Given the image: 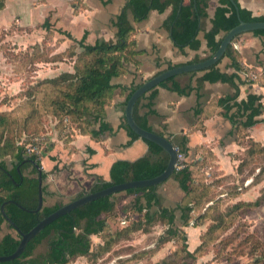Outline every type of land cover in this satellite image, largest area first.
I'll use <instances>...</instances> for the list:
<instances>
[{
  "label": "trees",
  "instance_id": "1",
  "mask_svg": "<svg viewBox=\"0 0 264 264\" xmlns=\"http://www.w3.org/2000/svg\"><path fill=\"white\" fill-rule=\"evenodd\" d=\"M6 1L0 0V11L5 8ZM233 1L236 3L238 10L231 0H220V6L216 9L212 22V30L206 34L211 55L217 51L222 41H217L216 37L220 33L226 35L239 25L240 20L249 23L264 22V16L255 17L250 11L242 9L238 4V0ZM208 2L209 0H191L186 5L184 0H127V4L122 13L114 22V27L118 31L116 41H103L97 42L95 45H86L85 39L77 41L70 33L61 30L57 31L60 35L74 42L79 49L74 55L71 54L72 59L75 58L73 73L64 74L60 79H44L38 82V86L42 87L41 94L44 102L48 103V95L51 96V92L49 93L47 90L51 89L55 96L51 103L57 115L62 117L60 122H62L61 125L63 127L60 137H63L67 143L69 141L67 137L74 132L81 135H90L94 139H100L105 132L110 131V127L104 122V119L105 106L113 90L112 80L127 73V66L129 64H134L138 69V62L136 61L138 52L136 51V42L134 39L135 29L129 21L130 13L134 15L136 21H142L152 11L164 13L168 8H172V15L164 23V28L172 34L174 42L182 50L187 47L192 50H199L201 44L197 36L201 30L200 24L205 20L207 15ZM77 3V1H72V5L75 8L74 14H78V9L75 6ZM52 27L50 19H46L42 25V28L47 32L53 31ZM253 34L264 36V31H256ZM237 39L228 47L223 58H229L232 61V67L236 70V74L229 75L220 72L218 69V65L222 62L220 61L217 65L204 71L205 75L199 80V87L206 81L211 83L223 82L235 87L236 93L231 97L220 99L219 104L226 112L234 106L238 107L239 116L245 118V121L238 124V127L244 131L262 122L258 121L257 118L264 115V104L262 103L261 96L252 94L248 95L247 100H243L240 103L237 102L240 97L239 85L242 84V78L238 73L247 76L246 85H260L264 87V72L258 73L254 69L242 66L240 57L234 49V44H236ZM203 61L205 60L195 58L187 65L197 64ZM166 66V69L160 71L155 77L168 70L184 65L166 63ZM191 75H196V73H191ZM175 80L176 77L169 79L161 86H167L175 82ZM141 85L142 83L133 85L127 90L128 100ZM174 87L179 92L182 91L177 88L179 86ZM44 88H46L45 94L42 91ZM182 93H186V91ZM154 94L155 90L151 91L149 95L151 100ZM145 98H147V95L138 101L134 110V118L141 128L153 132L148 126L147 115L144 117L140 116V108ZM5 122V119L0 117V126ZM71 124L73 127L70 128ZM96 125H99L98 131L94 130V126ZM122 127L131 138L129 146L137 140H142L130 130L125 118ZM244 132L239 133L241 141L249 136L248 133L245 134ZM142 141L148 147V151L144 157L134 162L117 161L111 168L110 181L100 184L99 181L101 179H98L97 183L88 193H95L122 183L152 179L162 174L169 164L170 157L168 153L154 143L146 140ZM251 143L260 146L264 150V147L259 143L253 140L248 141V144ZM185 145L186 142L184 141V145H182L184 155L187 153ZM249 150V153H253L251 148ZM6 157H10V169L8 161L4 160ZM41 158L42 156L39 155L27 157L24 153V148L20 146L16 147L13 145L12 147H6V145H0V229L6 225L9 230L16 234V236L8 234L2 238L0 241V256L13 254L21 239L13 227L9 226L2 216L1 206L5 202L13 200L24 206L27 210L35 211L37 209L38 172L31 164L24 162L26 160H34L40 164ZM19 168L22 172V177L18 173ZM207 168H211L210 164H208V159L198 160L196 163L191 164L185 161L182 169H176L173 179L185 193V199L182 205L176 210H156L159 207L161 199L156 192L158 187L129 190L125 194H142L134 203L139 214L138 219L128 221L126 218L122 222L124 225L123 229L112 233L110 231L109 221L114 216L113 212L117 204L115 196L106 197L80 207L69 215L53 222L30 241L25 252L19 259L0 264H71L78 258L99 259L109 253L115 246V242L111 243V241H117L125 235H131L139 231L146 233V226L153 225L158 220L165 221L168 227L164 234L165 236L160 239L161 243H167L171 239L180 237V235H183V239L186 240V235L176 225V212H181L179 222L182 224V227H188L198 205L196 191L199 187L203 189L206 183L205 172ZM27 169H32V175L23 176V173ZM4 170L8 171L15 182ZM43 178H46L45 174H43ZM84 195L85 192H81L75 199L81 198ZM63 205V203H57L51 207L43 206L39 212L34 213L23 211L14 204H7L5 212L20 230L28 233L40 221L57 211ZM196 224L192 225L195 227ZM94 238L102 239V243L95 245ZM44 242H47L48 245L47 252L36 255L37 248ZM199 251L200 247L194 252L187 251V255L189 257H195Z\"/></svg>",
  "mask_w": 264,
  "mask_h": 264
},
{
  "label": "crops",
  "instance_id": "2",
  "mask_svg": "<svg viewBox=\"0 0 264 264\" xmlns=\"http://www.w3.org/2000/svg\"><path fill=\"white\" fill-rule=\"evenodd\" d=\"M72 1L78 2L75 4L78 14H74ZM190 1L184 0V3L187 5ZM24 2H28L23 9L30 14V20L39 12L41 20L36 22L44 23L46 19H50L60 38L65 37L57 32L59 30L70 33L77 41L85 39L86 45L116 41L118 31L114 22L127 4V0ZM238 4L255 17L264 16V0H238ZM208 5L206 18L200 24L201 30L197 36L201 44L199 50L188 47L182 50L174 42L172 34L164 28V23L172 15V8L164 13L152 11L142 21H136L134 15L129 14V21L135 29L138 69L134 64H129L127 73L112 80L113 90L105 106L104 119L110 131L105 132L100 139L77 132L67 137V143L60 136L53 139L40 160L43 174L46 175L43 182L44 206L61 203V200L79 194L82 188L91 189L98 179H101L100 184L110 181L111 168L117 161L134 162L146 155L147 145L142 140H137L129 146L131 138L122 127L128 100L127 90L133 85L154 78L166 69V63L185 66L195 58L206 60L211 56L206 34L212 30L220 0H209ZM253 33L241 35L237 39L239 49L236 52L242 66L263 73L264 36ZM224 36V33H220L216 40L221 41ZM218 69L229 75L236 74L229 58L223 59ZM204 75L205 72H199L196 75L178 76L175 82L156 88L152 100L149 97L151 92L148 93L140 108V116L147 115L148 126L153 132L169 139L181 152L182 145L186 142V163H196L212 157L219 170L229 173L233 170L231 155L242 150L239 133L245 131L249 135L248 139L253 138L264 143V115L257 118L262 121L260 124L243 131L238 124L244 122L245 118L239 116L238 107L234 106L226 112L219 104L220 99L233 96L236 88L223 82L208 81L199 87V80ZM238 75L242 78V84L239 85L240 97L237 102L247 100L248 95L252 94L261 96L264 104V87L246 85L245 75ZM174 86H179L177 88L182 91L179 92ZM183 91L186 93H182ZM94 130L98 131L99 125L94 126ZM8 163L10 169L11 161ZM213 167L214 165L212 169ZM23 174L32 175V169H27ZM156 192L161 198L156 210H176L185 199V193L173 178L159 186ZM180 218L181 212L177 211L176 221H180ZM3 231L4 226L0 229V232ZM8 234H11L10 231L5 230L0 241Z\"/></svg>",
  "mask_w": 264,
  "mask_h": 264
},
{
  "label": "rangeland",
  "instance_id": "3",
  "mask_svg": "<svg viewBox=\"0 0 264 264\" xmlns=\"http://www.w3.org/2000/svg\"><path fill=\"white\" fill-rule=\"evenodd\" d=\"M27 3L7 0L0 11V117L6 121L0 126V145L23 147L29 157L43 156L63 127L62 117L51 103L55 97L52 90H47L51 96L48 103L44 102L38 82L73 73L75 58L71 54L79 49L74 42L60 38L55 25L51 32L44 30L43 23L36 22L41 20L39 12L30 20L23 9ZM250 140L264 147L263 142L253 138L239 142L242 150L231 155L233 170L229 173L219 170L209 157L211 168L205 173L210 175L205 174L207 184L196 191L198 205L191 223L188 227L176 223L186 240L180 235L161 243L168 227L158 220L146 226V233L139 231L111 241L115 246L101 258H78L71 264H264V150L248 144ZM250 148L253 153H249ZM4 160L10 161V157ZM90 190L82 188L78 193ZM77 195L61 203L65 205ZM136 197L125 193L115 196L117 207L109 221L112 233L123 229L126 218L138 219ZM5 230L16 236L6 225ZM93 241L95 245L102 243V239ZM198 247L195 257L187 255V251L194 252ZM47 250L44 242L35 253Z\"/></svg>",
  "mask_w": 264,
  "mask_h": 264
},
{
  "label": "water",
  "instance_id": "4",
  "mask_svg": "<svg viewBox=\"0 0 264 264\" xmlns=\"http://www.w3.org/2000/svg\"><path fill=\"white\" fill-rule=\"evenodd\" d=\"M233 5L237 8L236 3L231 0ZM256 31H264V22H244L240 20L239 25L229 31L223 38L220 43L219 48L217 51L211 55L208 59L201 63L192 64V65H185L177 68H173L164 72L163 74L151 78L142 83V85L130 96L129 100L126 103L125 107V119L127 126L130 130L135 133L140 139L146 140L148 142L154 143L160 148H162L165 152L168 153L170 160L167 168L164 170L162 174L159 176L141 180V181H132L127 183H122L118 185L111 186L109 188L103 189L101 191L95 193H86L83 197L77 198L59 208L57 211L40 221L30 232L24 233L20 228L7 216L5 212V207L7 204H14L19 207L21 210L26 212H39L44 206V196H43V171L40 164L35 162L34 160H26L24 163L31 164L38 172V207L35 211L27 210L24 206L20 205L16 201L10 200L5 202L1 206V214L6 220L7 224L16 231V233L21 237L19 245L16 251L9 255V256H0V263L5 262H12L17 260L21 257V255L25 252L28 244L32 241L37 235H39L46 227L51 225L53 222L59 220L60 218L69 215L71 212L75 211L76 209L98 201L100 199L106 197L116 196L118 194L126 193L129 190H136L141 188H149V187H159L166 183L168 180L172 179L175 175L177 164H178V151L176 146L167 138L154 133L147 131L141 128L135 118H134V110L138 103V101L146 96L151 91L155 90L156 88L160 87L164 82L168 81L169 79L191 74V73H199L204 72L211 67L217 65L225 56V53L228 47L233 44V42L241 35L247 33H253ZM9 177L15 182L13 177L8 173L7 170H4ZM19 175L22 177V172L20 168L18 169Z\"/></svg>",
  "mask_w": 264,
  "mask_h": 264
},
{
  "label": "built area",
  "instance_id": "5",
  "mask_svg": "<svg viewBox=\"0 0 264 264\" xmlns=\"http://www.w3.org/2000/svg\"><path fill=\"white\" fill-rule=\"evenodd\" d=\"M234 49L236 51H238L239 46L237 44H234ZM245 77L247 79V76H245ZM177 151H178L177 170H180V169H182L184 167V162L186 161V157H185V155L179 149H177ZM40 154H42V152Z\"/></svg>",
  "mask_w": 264,
  "mask_h": 264
}]
</instances>
